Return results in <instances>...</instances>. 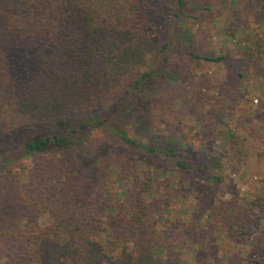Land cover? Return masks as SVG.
<instances>
[{"label":"rangeland","instance_id":"obj_1","mask_svg":"<svg viewBox=\"0 0 264 264\" xmlns=\"http://www.w3.org/2000/svg\"><path fill=\"white\" fill-rule=\"evenodd\" d=\"M30 3L0 0V6L12 13L24 8L21 12L27 17H35ZM184 4L185 15L172 23L174 0L148 3L151 29L146 43L131 56L133 68H128L148 71L158 63L159 70L176 78L154 79L132 105L115 106L112 111L130 137L183 150L190 169L179 171L164 157L129 149L102 129L80 134L72 149L58 157L77 176L97 177L103 167L104 199L113 207L131 204L137 190L151 183L146 202L156 207V228L169 246L149 256L146 234L127 237L121 220L109 211L104 219L109 264H249L252 260L264 264V220L243 204L264 192V70L242 56L254 37L264 39V7L249 0L236 4L184 0ZM206 56L225 59L206 61ZM0 72L2 78L3 64ZM41 131L33 125L17 132L27 137ZM229 134L244 139L239 163L228 144ZM4 135L0 124V137ZM203 166L204 173H199L196 168ZM31 169L28 158L3 161L0 154V264H18L4 233L19 227L45 230L54 223L51 213L21 202L19 193L26 182L20 173ZM207 173L221 180L215 182ZM33 264L54 263L36 254Z\"/></svg>","mask_w":264,"mask_h":264},{"label":"trees","instance_id":"obj_2","mask_svg":"<svg viewBox=\"0 0 264 264\" xmlns=\"http://www.w3.org/2000/svg\"><path fill=\"white\" fill-rule=\"evenodd\" d=\"M30 1L35 17H27L21 12L24 8L12 13L0 6V64L4 68L0 76V124L6 134L0 137V154L3 161L30 159L32 169L22 170L19 177L26 182L19 193L21 202L51 213L54 223L45 230L19 227L3 237L12 244L18 264H33L36 254L54 264H109L112 256L104 219L112 211L127 237L146 234L149 256L163 252L169 243L156 228V207L146 202L152 193L150 182L137 190L131 204L113 207L104 199L103 167H99L97 177L86 173L77 176L58 157L72 149L80 134L102 129L129 149L148 157H164L179 171L190 169V158L183 150L169 143H144L130 137L112 111L115 106L124 109L132 105L154 79L176 78L159 70L158 63L148 71L128 69L133 68L130 60L134 51L147 41L151 0ZM238 1L232 0L234 4ZM249 1L264 7V0ZM185 12L184 0H174L172 23ZM254 38L242 56L263 72L264 39ZM152 40L157 41V37ZM166 48L165 44L161 51ZM203 59L218 62L225 58ZM124 71L127 75H122ZM124 98L128 101L120 106L118 102ZM33 125L42 131L27 137L17 132ZM227 140L235 162H241L244 139L229 134ZM204 169L196 168L199 173ZM207 176L215 182L221 180L212 173ZM262 194L243 204L264 220ZM249 264L260 263L252 260Z\"/></svg>","mask_w":264,"mask_h":264}]
</instances>
